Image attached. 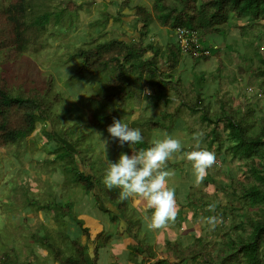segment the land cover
I'll return each instance as SVG.
<instances>
[{
    "label": "rangeland",
    "instance_id": "374dc122",
    "mask_svg": "<svg viewBox=\"0 0 264 264\" xmlns=\"http://www.w3.org/2000/svg\"><path fill=\"white\" fill-rule=\"evenodd\" d=\"M12 1L0 0V7H6ZM113 1L33 0L31 2L33 9L40 12L56 11L66 5L68 10H73L70 14L74 18V26L69 30L66 26L61 27L68 20L67 16L61 25L52 20L46 26L44 33L38 35L33 42L32 39H29L30 43L26 52L21 53L15 60L0 61V77L13 91H17L19 85L26 90L32 87L42 90L50 80L49 96L52 98L56 94L58 97V102L54 104L52 110L58 111L64 103L68 106V115L58 120V124L50 120L38 121L33 131L23 142L18 145L0 144V257L6 251L10 254L16 253L20 260L29 259L34 264H59L49 254V250L41 247L39 241L33 236L37 234L40 237L46 233L52 236L56 242L54 245H57L65 254L73 252L70 247H67V241H71L72 238H80L82 243L88 244L89 257H92L95 248L92 239H94L95 233L100 230H103L108 236V241L105 243V247L99 251L101 256L97 264H119V260L123 259L127 260L125 264H134L130 262L134 259L140 262L143 260L141 264H152L151 258H147V256L151 254L155 256L159 254V250L164 248L160 249L155 242V240L158 243L164 242V233L150 236L151 230H148L144 224L142 201L138 198L128 199V203L133 207V227L126 231L124 222L117 226V222L109 218V216L112 217L111 212L118 217L116 207L106 201V198L101 194H99L101 199L97 195L90 196L82 186L73 182L69 171L65 173L62 168L60 170L63 160L54 156L56 151L51 150L48 145L52 141H49L43 132L49 130L55 135L57 134V138L62 141L64 139L61 137L63 132L59 129L60 125L65 123L64 127L73 126L79 133L81 132L79 137H82L79 139V145L76 144V149L89 144L91 147L86 148V152L93 157L99 156L105 164V152L107 158L114 162L121 152L130 155L131 151H134L131 145L125 143L121 146L117 140L110 138L107 126L112 123L113 119L99 128L95 127L93 121L90 120L92 113L102 116L108 113L113 106V101H110L103 106L93 103L94 107H90L91 104L88 105V100L91 94L107 93L110 91V85L118 84L119 80L107 84V74L94 76L84 74L75 77L74 71L78 59L74 57L72 59L69 55L78 48H87L96 42H103L116 36L128 41L133 40L134 36L138 35L133 21L136 6L145 7L154 18L155 0H130L129 6L122 10L124 15L122 21L118 18L119 3L122 0H117L115 3ZM78 4L81 7H77ZM99 17L102 20V25L92 24V20ZM231 22L243 25L253 21L246 18L236 19L232 16ZM257 24L262 25L258 26ZM259 30L258 36L254 35ZM172 36H174L172 29L160 26L157 19H153L142 44L144 46L149 42L157 43L163 50H166L167 42L172 41ZM182 42L184 43L183 40ZM207 44L211 47L212 52L207 61H199L196 64L190 55L183 54L177 68L171 72L172 78L168 80L173 81L171 84L175 86V89L170 85L165 88V94L171 98V102L164 106L162 99L158 105L147 107L145 104L148 100L146 99L139 106H136L130 99L123 107L122 115L115 119H121L129 126L133 125V122H141V118L144 116L159 119L162 110L172 114L181 100L193 103L198 93H201L206 102L210 116L219 111L221 99L224 98L228 101L227 104L235 108L249 105L254 109L256 116L264 115V91L254 73L258 63L254 56V49L259 47L264 54V21L258 20L244 32L236 27L228 28L225 37L224 35H210L207 37ZM216 47L220 48L219 56L223 62V67L220 69ZM147 54H150V51ZM159 61L161 65L162 58ZM166 69L167 67H162V71L165 70L163 72H166ZM50 74L52 78L49 77ZM146 89L149 93L155 90L152 86L147 85L142 96ZM165 122L167 121L165 120ZM199 122V113L193 115L188 106H181L175 121V129L169 133L174 134L181 139L183 144L187 145L192 141L189 130L193 128L194 130L208 131L210 129V125L200 128ZM158 129L166 130L160 128L151 130L149 141ZM96 132L101 133L100 138ZM221 135L225 136V133L222 132ZM71 136L74 138L76 134H71ZM102 140H107L105 146ZM67 145L71 150H76L72 143L68 142ZM202 146H206L208 150L215 153L213 144L203 141ZM60 148L61 146L59 150H61ZM215 156L218 161L208 170L205 179L199 185L195 183L190 163L181 154H177L175 160L169 162L177 163L170 168L175 172L171 180L172 185L181 186L178 189L179 193L176 194L178 207L177 196H181V202L186 201L184 205L188 206L182 211L180 241L185 244L191 235L199 233L203 241L206 244L209 243V251L219 242V233H221L219 225L222 222L216 225L217 231L214 232V229L210 228L204 218L221 213L222 207H217L213 212L208 211L209 214H206L205 209H208L209 206L206 207L201 203L216 200L220 206L226 205L228 192L221 191V188L229 190L230 185L236 184L237 179L244 180L241 169L244 167L240 158L232 157L228 153L219 157L215 154ZM75 163L82 166L80 160L78 162L76 160ZM206 179H209V183L204 182ZM58 195L62 202L72 203L71 212L83 220L84 227L89 228L90 239H87L86 235L81 232L75 234L77 225L67 216L64 217V215L56 213L53 217V212L41 209V206L38 207V204L35 205L32 201L35 199L39 203L53 202ZM186 195L192 197L191 205H188L187 200H184ZM99 206L105 208L100 209ZM244 210H247L249 216L256 215L253 208H241L239 212L228 209L225 216L227 219L222 228H230L229 232H231L232 226L230 227L229 223L233 220L237 221ZM119 218L121 217L119 216ZM218 219L221 221L220 216ZM65 220L69 221L68 225L64 222ZM96 223L99 224L95 226ZM66 226L72 233L71 235H69ZM60 228L63 229V232L59 233ZM164 229H161L160 232H163ZM248 230L249 228L245 230V233H248ZM135 232L138 233L137 237L134 236ZM46 237L48 238V235ZM115 237L119 238L113 240ZM148 238L149 242L146 243ZM126 244L130 246H126ZM148 244L153 247L148 249ZM110 248L117 252L120 256L119 259L112 254ZM134 254L138 255L133 257ZM103 256L104 258H102ZM144 258L147 259L144 260Z\"/></svg>",
    "mask_w": 264,
    "mask_h": 264
},
{
    "label": "trees",
    "instance_id": "16d2710c",
    "mask_svg": "<svg viewBox=\"0 0 264 264\" xmlns=\"http://www.w3.org/2000/svg\"><path fill=\"white\" fill-rule=\"evenodd\" d=\"M32 1L13 0L6 7H0V61L15 60L21 53L26 52L30 43L29 39H32L33 42L38 35L44 33L46 26L52 20L61 25L67 16L68 20L61 27L66 26L69 30L74 26V18L70 14L73 10H68L66 5L56 11L40 12L33 9ZM116 1L114 0L113 3ZM129 2L130 0H122L119 3L118 18L121 21L124 16L122 10L129 6ZM77 7H81V5L78 4ZM134 16V28L138 35L134 36L133 40L128 41L116 36L103 42H96L87 48H78L74 53L69 54L72 59H78L74 71L75 77L84 74L91 76L107 74V84L119 80L118 84L110 85L109 92L92 93L89 97L88 105L91 104L90 107H94L93 103L103 106L113 101V106L108 113L102 116L92 113L90 120L93 121L95 127H103L112 119L122 115V109L130 99L136 106L141 105L142 101L146 99L148 100L145 104L147 107L158 105L162 99L164 106L171 102V98L165 94V88L170 85L175 89V86L171 84L173 81L168 79L172 78L171 72L177 68L182 55H190L196 64L199 61H207L212 55L211 47L207 44V37L210 35H224L225 37L227 29L231 27H236L244 32L258 20L264 21V0H155L154 18L152 13L143 6L135 7ZM232 16L236 19L246 18L253 22L239 25L231 22ZM153 19H157L160 26L170 28L174 32L172 41L167 42L166 50H163L157 43L149 42L144 46L142 44ZM92 22L94 25H102L100 17L93 19ZM259 32L260 30L254 35L258 36ZM181 38L185 39V44L181 43ZM218 48L215 49H217L220 69L223 67V62L219 56L220 48ZM148 51L150 54H147ZM254 51V56L258 60L254 73L264 91V54L259 47H256ZM160 58H162L161 65ZM162 67H167L166 72L162 71ZM49 77L52 78L51 74ZM50 84L49 80L48 85L42 90L36 87L26 90L19 85L17 91H13L0 77V144L18 145L33 131L36 122L50 120L58 124V120L68 115L66 103L62 104L58 111L52 110L54 104L58 102V97L54 94L50 98ZM147 85L152 86L155 90L152 93L145 92L142 96ZM221 101L219 111L210 116L206 102L201 93H198L193 103L181 100L172 114L162 110L159 119L144 116L141 118V122H133V125L130 126L139 128L144 137L142 143L131 145L136 151L148 146L151 130L160 128L170 132L175 129V121L179 115L180 107L186 105L191 114L199 113L200 128L210 125L208 131H202L204 133L203 141L213 144L215 154L218 157L227 153L232 157L237 156L242 160L241 164L244 167L241 168L244 180L237 179L236 184H231L229 190L221 188V191L228 192L226 205L220 206L216 200L201 203L206 207L209 205H215V208L222 207L221 213L215 215L217 218L220 216L222 221V224L219 225L221 233H219L218 244L209 251V243L206 244L199 233L191 235L185 244L180 241L182 211L188 206L184 205L186 201L181 202V196H177L179 202L177 223L169 225L163 232L160 230L150 231V236L164 233L165 238L162 243L164 250L160 251L161 255L147 256V258H151L152 264H264V115L256 116L254 109L249 105L235 108L227 104L226 98ZM220 124L221 128L219 129ZM64 126L65 123H62L59 127L63 132L61 137L64 140L62 141L57 138V134L55 135L49 130L43 131L48 140L52 141L48 145L51 150L56 151L54 156L63 160L60 170L62 168L65 173L69 171L73 182L82 186L90 196L97 195L101 199L99 195L101 194L102 197H105L106 201L116 207L117 214L124 219L126 231H129L133 227V207L128 203V199L120 198L119 189H108L104 185L102 178L106 164L101 161L99 156L93 157L86 152L85 149L91 146L87 144L76 149V144L82 138L79 137L81 132L79 133L73 126ZM189 131V136L192 137L199 130L192 128ZM222 132L225 133V136L221 135ZM71 134H76V136L73 138ZM68 142L73 144L75 151L67 145ZM60 146L61 150H59ZM183 150L189 149L185 147ZM76 160L77 162L80 160L82 166L76 164ZM175 165L177 163H169L168 167ZM204 182L209 183V179ZM174 187L176 194L179 193L178 189L181 186L175 185ZM190 199H192L190 195L184 197L188 205L192 204ZM32 201L35 205L38 204V207L41 206V209L53 212V217L56 213H60L64 217L67 216L77 225L74 233L81 232L86 235L87 239H90L89 228L84 227L83 220L72 214L71 202H62L59 195L53 202L39 203L35 199ZM99 208L104 209L105 207L99 206ZM241 208H253L256 215L249 216L247 210H244L237 221L233 220L229 223L230 227L232 226L231 232H229L230 228L223 229L222 226L227 219L225 218L227 210L234 209L239 212ZM208 211H210L209 208H206V214H209ZM111 214L112 220H114L116 215L112 212ZM115 221L119 222V219H115ZM64 222L69 224L67 220ZM247 228H249L248 233H245ZM216 231L217 229L214 228V232ZM60 232H63V229L60 228ZM68 232L69 235L72 234L69 230ZM137 235L138 233L135 232L134 236L137 237ZM33 236L39 241L41 247L49 250V254L59 264H97L101 256L99 251L105 247V243L108 241V236L103 230L97 233L92 239L95 246L94 255L89 257L88 244L82 243L78 237L67 241V247H70L73 252L65 254L57 245H54L56 242L49 234L46 233L40 237L37 234ZM148 242L149 238L146 240V243ZM148 245V249L153 247ZM16 255V253L10 254L4 251L3 256L0 257V264H34L29 259L20 260ZM136 255L138 254H134L133 257ZM132 261L135 264H141L143 260L141 262L135 259Z\"/></svg>",
    "mask_w": 264,
    "mask_h": 264
},
{
    "label": "clouds",
    "instance_id": "9594fccd",
    "mask_svg": "<svg viewBox=\"0 0 264 264\" xmlns=\"http://www.w3.org/2000/svg\"><path fill=\"white\" fill-rule=\"evenodd\" d=\"M147 91L146 89L145 92ZM107 132L121 146L125 143L129 146L140 144L144 140L139 128L130 127L121 119L114 118L107 126ZM96 133L100 138L101 133ZM203 137L204 133L197 131L193 134L191 143L185 145L174 134L158 129L147 147L131 151L130 155L121 152L114 162L107 158L105 152L103 183L108 189H119L122 200L138 198L143 202V221L148 230L164 229L176 222L179 213L176 189L170 183L175 172L168 167L169 162L175 160L177 154H181L190 163L197 185L203 182L208 170L216 164L215 153L202 146ZM102 141L105 146L107 140ZM185 147L189 150L182 151ZM214 208L215 205H209L210 211ZM109 218L112 220V217ZM115 219H119V222L116 221L117 226L124 222L119 215ZM204 219L212 229L222 222L215 216Z\"/></svg>",
    "mask_w": 264,
    "mask_h": 264
},
{
    "label": "crops",
    "instance_id": "0c3cea01",
    "mask_svg": "<svg viewBox=\"0 0 264 264\" xmlns=\"http://www.w3.org/2000/svg\"><path fill=\"white\" fill-rule=\"evenodd\" d=\"M143 203V202H142ZM99 223H96V224H94L95 226L96 225H98ZM121 225L123 224L122 222L120 223ZM89 225V224H88ZM100 225H101V223H100ZM89 227H91L90 225H89ZM101 231V230H100ZM100 231H98V232H96L95 233V235L97 234V233H99ZM94 235V236H95ZM153 235V234H152ZM157 235V234H156ZM119 237H115V239H118ZM114 239V240H115ZM155 242H156V244L159 246V248L161 249L162 248V243H158L156 240H155ZM128 244H126V246H127ZM125 248H127V247H125ZM110 250H111V252H112V254L114 255V256H116L118 259H119V255L117 254V252L114 250V249H112V248H110ZM164 250V248L163 249H161V250H159V254H160V251H163ZM161 255V254H160ZM102 258H104V256L102 257ZM126 261L127 260H125V259H123L122 261H120L119 260V264H125L126 263ZM130 262H133L132 260H130ZM134 263V262H133ZM135 264V263H134Z\"/></svg>",
    "mask_w": 264,
    "mask_h": 264
},
{
    "label": "built area",
    "instance_id": "2783aa9c",
    "mask_svg": "<svg viewBox=\"0 0 264 264\" xmlns=\"http://www.w3.org/2000/svg\"><path fill=\"white\" fill-rule=\"evenodd\" d=\"M178 37H180V36H178ZM182 40L184 41V43L182 42ZM181 43L185 44V39L184 38H181Z\"/></svg>",
    "mask_w": 264,
    "mask_h": 264
}]
</instances>
